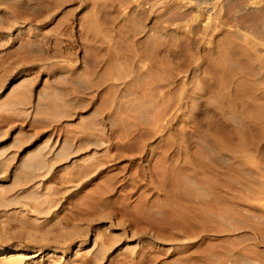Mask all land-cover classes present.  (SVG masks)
<instances>
[{"label":"rangeland","instance_id":"1","mask_svg":"<svg viewBox=\"0 0 264 264\" xmlns=\"http://www.w3.org/2000/svg\"><path fill=\"white\" fill-rule=\"evenodd\" d=\"M0 264H264V0H0Z\"/></svg>","mask_w":264,"mask_h":264},{"label":"bare ground","instance_id":"2","mask_svg":"<svg viewBox=\"0 0 264 264\" xmlns=\"http://www.w3.org/2000/svg\"><path fill=\"white\" fill-rule=\"evenodd\" d=\"M0 255H2V254L0 253Z\"/></svg>","mask_w":264,"mask_h":264}]
</instances>
